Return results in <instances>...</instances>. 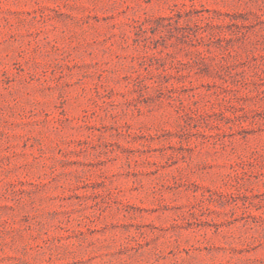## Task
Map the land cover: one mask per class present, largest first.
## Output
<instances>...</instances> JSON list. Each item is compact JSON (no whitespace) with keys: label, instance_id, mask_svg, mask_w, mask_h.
Returning a JSON list of instances; mask_svg holds the SVG:
<instances>
[{"label":"rangeland","instance_id":"rangeland-1","mask_svg":"<svg viewBox=\"0 0 264 264\" xmlns=\"http://www.w3.org/2000/svg\"><path fill=\"white\" fill-rule=\"evenodd\" d=\"M0 264H264V0H0Z\"/></svg>","mask_w":264,"mask_h":264}]
</instances>
